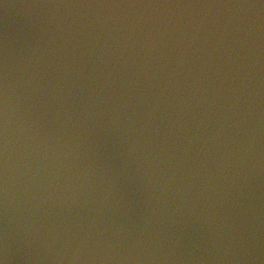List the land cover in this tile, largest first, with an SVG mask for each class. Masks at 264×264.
<instances>
[{"label":"clouds","instance_id":"clouds-1","mask_svg":"<svg viewBox=\"0 0 264 264\" xmlns=\"http://www.w3.org/2000/svg\"><path fill=\"white\" fill-rule=\"evenodd\" d=\"M0 264H264V0H0Z\"/></svg>","mask_w":264,"mask_h":264}]
</instances>
